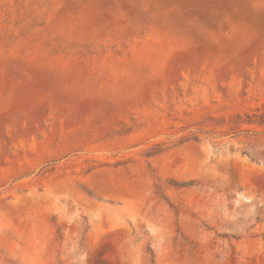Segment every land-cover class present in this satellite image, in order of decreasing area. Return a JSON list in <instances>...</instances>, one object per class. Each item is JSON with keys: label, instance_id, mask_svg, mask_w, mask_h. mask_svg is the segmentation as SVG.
I'll use <instances>...</instances> for the list:
<instances>
[{"label": "rangeland", "instance_id": "1", "mask_svg": "<svg viewBox=\"0 0 264 264\" xmlns=\"http://www.w3.org/2000/svg\"><path fill=\"white\" fill-rule=\"evenodd\" d=\"M0 264H264V0H0Z\"/></svg>", "mask_w": 264, "mask_h": 264}, {"label": "trees", "instance_id": "2", "mask_svg": "<svg viewBox=\"0 0 264 264\" xmlns=\"http://www.w3.org/2000/svg\"><path fill=\"white\" fill-rule=\"evenodd\" d=\"M248 156H249L251 159H253V156H252L250 153L248 154Z\"/></svg>", "mask_w": 264, "mask_h": 264}]
</instances>
